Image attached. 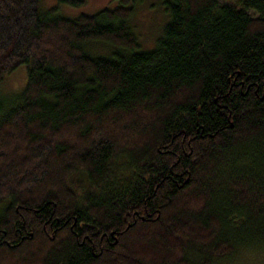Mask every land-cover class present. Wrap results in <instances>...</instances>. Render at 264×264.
Listing matches in <instances>:
<instances>
[{"label": "trees", "instance_id": "trees-1", "mask_svg": "<svg viewBox=\"0 0 264 264\" xmlns=\"http://www.w3.org/2000/svg\"><path fill=\"white\" fill-rule=\"evenodd\" d=\"M141 1L0 0V264H264V0Z\"/></svg>", "mask_w": 264, "mask_h": 264}, {"label": "rangeland", "instance_id": "rangeland-1", "mask_svg": "<svg viewBox=\"0 0 264 264\" xmlns=\"http://www.w3.org/2000/svg\"><path fill=\"white\" fill-rule=\"evenodd\" d=\"M116 0H86L84 4L72 6L67 3H60L58 0H39V6L42 10L56 8V12L65 17H77L81 14H92L103 7L113 5ZM26 9L25 6H21ZM167 19V15L163 9L161 0H144L137 3V9L132 16L134 30L139 34L144 48H152L156 39L161 34L162 26ZM23 15L15 14V17L7 13V18H2L3 25L1 27L10 28L15 33H19L23 26ZM0 22V23H2ZM3 30V29H2ZM21 34V33H20ZM26 82V66L21 64L15 72L11 73L7 79L0 85V91L6 93L18 92Z\"/></svg>", "mask_w": 264, "mask_h": 264}]
</instances>
